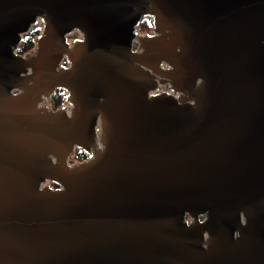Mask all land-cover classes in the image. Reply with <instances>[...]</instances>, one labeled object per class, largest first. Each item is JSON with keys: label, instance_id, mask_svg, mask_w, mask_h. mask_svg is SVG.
<instances>
[{"label": "water", "instance_id": "1", "mask_svg": "<svg viewBox=\"0 0 264 264\" xmlns=\"http://www.w3.org/2000/svg\"><path fill=\"white\" fill-rule=\"evenodd\" d=\"M145 16L175 26L156 96ZM56 89L70 108L39 107ZM0 264H264V0H0Z\"/></svg>", "mask_w": 264, "mask_h": 264}, {"label": "flooded vegetation", "instance_id": "2", "mask_svg": "<svg viewBox=\"0 0 264 264\" xmlns=\"http://www.w3.org/2000/svg\"><path fill=\"white\" fill-rule=\"evenodd\" d=\"M148 11H153L151 3L148 6ZM145 18L146 17H143L142 20ZM151 24H152V28L147 33L139 32L140 25L137 27L136 35H135V37L133 39V43H132V51L138 57L137 64L141 65L144 69L149 70L150 73L152 74L151 82L149 85L151 86V88L155 89L154 91H151V95L156 96L160 93L169 91L168 86L166 84L160 82V78H161V75L165 71L170 70L171 67L165 61L159 62L156 66V63L150 59V56L152 55V52L150 50V47H151L150 43L152 41V38H154V37H162V36H166L168 38L171 37L174 33L175 26L172 25L171 23H167L165 26H157V25L155 26V25H153V22H151ZM37 40H38V37L36 38L35 46L32 48V50H30L24 54L20 53V55H22L23 58H25V60H26L25 66L20 73V77H22V79L25 82L22 83L20 86H18L16 89H14L13 94L24 93L29 88V84L31 83L30 80L34 76V71H35L34 65L32 64V61H33L32 59L36 56V54L38 52ZM153 65L156 66L155 70L149 69V67H151ZM61 66L65 67V66H67V63L65 61H62ZM58 90L65 92V90H62V89H56L55 92ZM52 96H51V98L46 99V95L42 94L41 100L38 103L39 107H41L45 110H46V108L53 109V107L50 105V101L52 99ZM183 96L184 97L190 96V93L187 90H183ZM62 105L60 107H66L67 109L70 108V105L66 104V102H64ZM96 127L97 128H96L95 134L92 135L90 138L89 149H92L95 147L96 144H99L97 135L100 133V128H99V125ZM79 151L85 153L84 158H80V159L75 158L76 153H78ZM92 158H93V155L91 152L84 150L81 147L75 145L72 152H71L70 157L68 158L67 163H68L69 167H73V166L80 164L81 162L90 160ZM41 187L45 188V189H46V187H51L54 189L63 190V186H61L57 183L51 182V181H44L42 183Z\"/></svg>", "mask_w": 264, "mask_h": 264}, {"label": "trees", "instance_id": "3", "mask_svg": "<svg viewBox=\"0 0 264 264\" xmlns=\"http://www.w3.org/2000/svg\"><path fill=\"white\" fill-rule=\"evenodd\" d=\"M151 28L152 26H151L150 19L145 18L141 21L139 32L147 33L151 30ZM39 33H40V29L34 28L32 29V31L26 34L20 45L19 52L24 54L32 50V48L35 46V41ZM64 101H65V93L61 90H58L53 94L52 99L50 101V105L53 107V109H57L64 103ZM84 157H85V153L81 151L76 153V156H75L76 159H80Z\"/></svg>", "mask_w": 264, "mask_h": 264}, {"label": "rangeland", "instance_id": "4", "mask_svg": "<svg viewBox=\"0 0 264 264\" xmlns=\"http://www.w3.org/2000/svg\"><path fill=\"white\" fill-rule=\"evenodd\" d=\"M41 27H42V23L40 22L39 24L34 25L33 29L34 28H38V29L40 28L41 29ZM80 36L81 35H80V33L78 31H74V32H72L71 34L68 35V40L71 43L73 40H75L77 38H80Z\"/></svg>", "mask_w": 264, "mask_h": 264}, {"label": "built area", "instance_id": "5", "mask_svg": "<svg viewBox=\"0 0 264 264\" xmlns=\"http://www.w3.org/2000/svg\"><path fill=\"white\" fill-rule=\"evenodd\" d=\"M146 18H148V19H150V22H153V18L151 17V16H145ZM41 21L40 20H38V22L36 23V24H34V25H37V24H39ZM33 25V26H34ZM33 26L31 27V29L30 30H32L33 29ZM41 29H43V23H42V27H41ZM29 30V31H30ZM23 39V38H22ZM22 42V41H21ZM69 42V41H68ZM70 43V42H69ZM73 43V41L70 43V45ZM21 44V43H20ZM20 46V45H19ZM16 53L18 54L19 53V47H18V49L16 50Z\"/></svg>", "mask_w": 264, "mask_h": 264}]
</instances>
